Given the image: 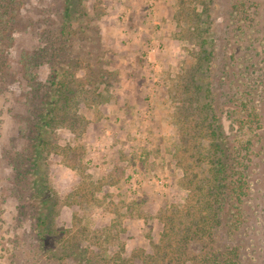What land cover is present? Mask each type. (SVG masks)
<instances>
[{
    "label": "rangeland",
    "instance_id": "obj_1",
    "mask_svg": "<svg viewBox=\"0 0 264 264\" xmlns=\"http://www.w3.org/2000/svg\"><path fill=\"white\" fill-rule=\"evenodd\" d=\"M66 1L0 16V264H201L232 246L264 264V0H85L75 26ZM214 127L232 152L254 144L245 223L227 200L214 239L171 263L165 234L200 218Z\"/></svg>",
    "mask_w": 264,
    "mask_h": 264
},
{
    "label": "trees",
    "instance_id": "obj_2",
    "mask_svg": "<svg viewBox=\"0 0 264 264\" xmlns=\"http://www.w3.org/2000/svg\"><path fill=\"white\" fill-rule=\"evenodd\" d=\"M84 2L85 0L66 1L64 14L65 22L69 23L70 26H75L73 22L77 21L80 17L81 19H84V16L79 13V7L81 3L84 5ZM14 3L15 0H0V16L3 17V14L8 12L10 15H13L10 19L5 21L6 29L12 24V20L15 21L17 19V13L15 14L14 12ZM248 47L252 50H257L255 45H249ZM251 63L253 70H256L257 64L253 63V61ZM249 90L250 91L247 93L245 106H251L252 120L250 121L261 125L263 121L262 112H259L257 108L251 104V100L252 97H254L255 92L253 88ZM245 110H248V107ZM205 116L206 119L208 116H210V109L205 110ZM50 119L52 120V117ZM48 123L49 122L47 121V124ZM243 123L244 120L242 119L240 124L242 125ZM219 134L217 133L215 127L211 128L212 143L210 147L212 149L210 155L208 156L209 162L211 164V176L207 179V181H205V179L204 181L206 183L204 186L200 187V189H203L204 192H202L203 194L199 196V201L202 202L201 204L203 205L202 210H200V218L198 220H194L185 229L180 228L176 230L177 227L173 225L170 228V235L165 234L167 238L171 239L174 233L178 235V237L174 238V241H168V244L165 245L166 249L175 246V249H173L175 254L173 256L176 257H170L173 258L170 261L171 263L172 260H177L179 258L184 260V262L188 261V258L186 257L187 252L185 250L186 247L190 245L191 241H197L199 239L204 241L214 239L216 235L215 227L222 224L223 209L225 208V203L227 200L235 199L242 206L238 208L241 212L240 224L243 225L245 223L244 214L246 207H244V205L246 204H244L245 200L243 198L246 199L248 197V191L250 189L245 178V172L249 171L256 163V160H254V144L251 139L241 140L240 145L236 146L234 152H232L230 149H228V147L226 148V146H224V142L222 141L223 135L221 136V134ZM43 145H50V143L45 140ZM53 199H55V197H53ZM57 211V202L55 204H50L49 202L48 204V201H45V208L43 211H41L37 222L38 226L41 228V235L43 236L42 240L50 243V245L53 244V240L57 239L59 235L57 233L58 230L56 229L55 223V217L58 214ZM46 233L51 235H46ZM74 242V240L70 239L68 241H64L63 245L65 246V250L67 251L68 249H73L76 251L77 248H79V242ZM207 249L208 248H206V250ZM205 253V256L201 257V259L203 258L201 264H204V262L205 264H244L241 250L236 246L227 247L222 252L209 248L207 251H205ZM162 254L163 257L166 258L170 256L169 251H165ZM177 263L180 264L181 262Z\"/></svg>",
    "mask_w": 264,
    "mask_h": 264
}]
</instances>
